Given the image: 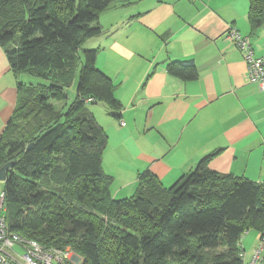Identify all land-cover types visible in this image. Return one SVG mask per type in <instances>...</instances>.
Masks as SVG:
<instances>
[{"label":"trees","instance_id":"1","mask_svg":"<svg viewBox=\"0 0 264 264\" xmlns=\"http://www.w3.org/2000/svg\"><path fill=\"white\" fill-rule=\"evenodd\" d=\"M117 1L0 0L10 70L46 82L18 84L0 135V168L13 163L3 182L8 227L47 249L69 247L81 264H242V234L264 229V183L211 171L208 156L167 188L142 174L134 196H110L101 165L107 135L85 106L102 104L114 118L121 106L96 68L97 51L81 48L102 33L99 15ZM248 3L257 27L264 0ZM166 69L181 80L197 76L190 60Z\"/></svg>","mask_w":264,"mask_h":264},{"label":"crops","instance_id":"2","mask_svg":"<svg viewBox=\"0 0 264 264\" xmlns=\"http://www.w3.org/2000/svg\"><path fill=\"white\" fill-rule=\"evenodd\" d=\"M248 11V0H118L99 15L102 33L84 49L97 51L96 68L121 106L118 118L102 104L93 112L107 135L101 165L113 199L134 196L142 174L167 188L208 156L211 171L264 183V92L247 80L242 54L225 38L234 28L264 57V20L252 26ZM187 60L195 79L167 72ZM20 75L0 48V135L25 84ZM258 237L254 230L242 236L247 258Z\"/></svg>","mask_w":264,"mask_h":264},{"label":"built area","instance_id":"3","mask_svg":"<svg viewBox=\"0 0 264 264\" xmlns=\"http://www.w3.org/2000/svg\"><path fill=\"white\" fill-rule=\"evenodd\" d=\"M225 38L242 54L247 80L255 83L264 92V57L257 56L247 37L236 29L229 28ZM4 193H0V264H81V259L69 247L64 249L43 247L38 242L25 238L9 229L5 213ZM248 231H244L246 235ZM242 238V237H241ZM241 240V239H240ZM239 247L242 264H264V229L259 232L256 246L249 258Z\"/></svg>","mask_w":264,"mask_h":264},{"label":"rangeland","instance_id":"4","mask_svg":"<svg viewBox=\"0 0 264 264\" xmlns=\"http://www.w3.org/2000/svg\"><path fill=\"white\" fill-rule=\"evenodd\" d=\"M84 47L85 46L83 44L81 49L83 50ZM79 65H80V63H78V67H79ZM20 76L22 77V79H23L25 84H32V85L46 84L45 80H43V79H41L39 77H34V76L29 75L27 73H21ZM77 80H78V73L76 71L75 72V76L73 77V80H72V84L70 85V87H68L66 89L67 102H71L73 100L74 96H75V88H76ZM57 108L58 109L61 108V105H57ZM102 108L103 107L100 104H88V105L85 106V109L90 111L92 114L96 110H100V112H101V110H103ZM104 110H106V108ZM96 115H97V118L99 120V114L96 113ZM3 187H4L3 181H0V193L3 192Z\"/></svg>","mask_w":264,"mask_h":264},{"label":"water","instance_id":"5","mask_svg":"<svg viewBox=\"0 0 264 264\" xmlns=\"http://www.w3.org/2000/svg\"><path fill=\"white\" fill-rule=\"evenodd\" d=\"M13 165L12 162H8L6 164H4L1 168H0V181H5V177H6V172L7 170Z\"/></svg>","mask_w":264,"mask_h":264}]
</instances>
